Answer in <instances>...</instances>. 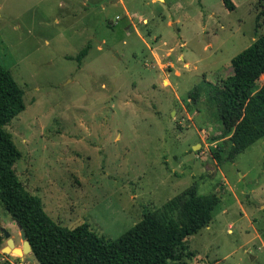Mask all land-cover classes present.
Segmentation results:
<instances>
[{
    "label": "rangeland",
    "instance_id": "1",
    "mask_svg": "<svg viewBox=\"0 0 264 264\" xmlns=\"http://www.w3.org/2000/svg\"><path fill=\"white\" fill-rule=\"evenodd\" d=\"M231 1L0 0V65L24 102L4 128L13 170L55 223L116 240L194 185L219 202L174 264H264V138L227 161L215 104L189 98L264 34L263 3ZM1 229L21 250L0 205V264H37L2 252Z\"/></svg>",
    "mask_w": 264,
    "mask_h": 264
},
{
    "label": "trees",
    "instance_id": "2",
    "mask_svg": "<svg viewBox=\"0 0 264 264\" xmlns=\"http://www.w3.org/2000/svg\"><path fill=\"white\" fill-rule=\"evenodd\" d=\"M264 5V0H259ZM231 12V0H221ZM88 46L77 55L80 62ZM231 72L216 84L197 86L189 98L205 93L215 104L217 119L229 142L225 159L233 158L264 138V34L230 60ZM24 110L23 92L0 65V205L25 234L31 255L39 264H174L186 251L185 240L211 221L216 195H198L194 185L141 219L116 240H107L86 223L66 228L43 210L41 200L25 191L13 170L20 153L5 126ZM221 147L212 157L221 161ZM223 151V150H222ZM187 255H190L189 253Z\"/></svg>",
    "mask_w": 264,
    "mask_h": 264
},
{
    "label": "water",
    "instance_id": "3",
    "mask_svg": "<svg viewBox=\"0 0 264 264\" xmlns=\"http://www.w3.org/2000/svg\"><path fill=\"white\" fill-rule=\"evenodd\" d=\"M172 26L174 27V24H172ZM17 228L19 230L20 240L22 241L21 250L14 248L13 240L9 237V234L6 231H4L3 229H1L2 234H3L4 238L6 239L5 246L1 249V251L11 253V252L16 250V252H18L19 254H22V255H26L27 253H31L30 245L26 239L24 232L19 227H17ZM37 264H39V263H37Z\"/></svg>",
    "mask_w": 264,
    "mask_h": 264
},
{
    "label": "bare ground",
    "instance_id": "4",
    "mask_svg": "<svg viewBox=\"0 0 264 264\" xmlns=\"http://www.w3.org/2000/svg\"><path fill=\"white\" fill-rule=\"evenodd\" d=\"M15 248V247H14ZM15 254H19L18 252H16V250L15 251H13Z\"/></svg>",
    "mask_w": 264,
    "mask_h": 264
}]
</instances>
